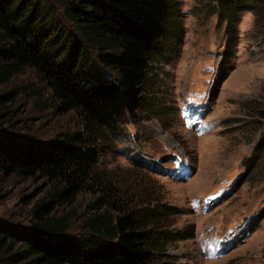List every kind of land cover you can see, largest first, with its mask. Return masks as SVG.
Segmentation results:
<instances>
[{
  "label": "trees",
  "instance_id": "16d2710c",
  "mask_svg": "<svg viewBox=\"0 0 264 264\" xmlns=\"http://www.w3.org/2000/svg\"><path fill=\"white\" fill-rule=\"evenodd\" d=\"M214 2L226 34L224 56L233 57L241 13L254 14V29L264 30V0ZM178 6L177 0H0V86L33 70L54 108L75 112L83 126L39 149L0 129V174L39 179L50 187L46 200L32 208L28 232L0 226L2 264H150L163 251L170 239L167 222L178 210L160 205L153 195L135 200L98 173L97 143L116 138L127 143L123 131L139 113L151 119L162 114L164 107L144 93L154 81L150 64L170 62L182 39ZM9 97H0V115ZM169 160L181 165L176 152ZM128 161L143 168L138 152ZM245 163L249 173L263 170L264 130ZM172 169L163 173L170 178ZM84 190L96 197L83 215L84 232L64 238L73 214L60 217L58 210Z\"/></svg>",
  "mask_w": 264,
  "mask_h": 264
},
{
  "label": "rangeland",
  "instance_id": "374dc122",
  "mask_svg": "<svg viewBox=\"0 0 264 264\" xmlns=\"http://www.w3.org/2000/svg\"><path fill=\"white\" fill-rule=\"evenodd\" d=\"M177 2L182 39L171 50L170 62L150 64L154 81L144 93L164 110L152 119L139 113L123 131L127 143L98 141L97 172L135 200L153 195L160 205L178 210L167 222L169 241L150 264H264V165L258 174L244 166L264 130V30L254 29V14L241 13L234 56L227 57L214 0ZM7 95L0 129L21 144L39 149L83 129L75 112L60 114L54 108L33 70L25 69L0 86V97ZM191 112L205 113L187 128L184 123L196 116ZM137 152L144 169L128 161ZM173 152L191 172L184 181L163 173L173 166ZM49 189L46 181L0 174V226L28 232L32 208L46 200ZM77 198L57 213L73 214L64 238L83 234V215L96 199L87 190Z\"/></svg>",
  "mask_w": 264,
  "mask_h": 264
},
{
  "label": "bare ground",
  "instance_id": "6f19581e",
  "mask_svg": "<svg viewBox=\"0 0 264 264\" xmlns=\"http://www.w3.org/2000/svg\"><path fill=\"white\" fill-rule=\"evenodd\" d=\"M242 72V71H241ZM239 73V72H238ZM238 73H234V74H237L238 75ZM243 73V72H242ZM236 75H234V77H235ZM239 76H241V75H239ZM242 77V76H241ZM233 78V77H232ZM237 79H239V78H237ZM233 81H235L236 80V78H233L232 79ZM209 264H213V263H209ZM215 264V263H214Z\"/></svg>",
  "mask_w": 264,
  "mask_h": 264
}]
</instances>
